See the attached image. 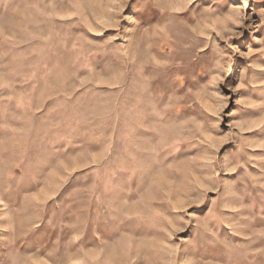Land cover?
Returning <instances> with one entry per match:
<instances>
[{
  "label": "rangeland",
  "instance_id": "rangeland-1",
  "mask_svg": "<svg viewBox=\"0 0 264 264\" xmlns=\"http://www.w3.org/2000/svg\"><path fill=\"white\" fill-rule=\"evenodd\" d=\"M0 264H264V0H0Z\"/></svg>",
  "mask_w": 264,
  "mask_h": 264
},
{
  "label": "snow or ice",
  "instance_id": "snow-or-ice-1",
  "mask_svg": "<svg viewBox=\"0 0 264 264\" xmlns=\"http://www.w3.org/2000/svg\"><path fill=\"white\" fill-rule=\"evenodd\" d=\"M227 107V106H226ZM222 148H223V145H222Z\"/></svg>",
  "mask_w": 264,
  "mask_h": 264
}]
</instances>
